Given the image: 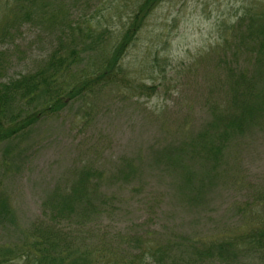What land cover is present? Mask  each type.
I'll list each match as a JSON object with an SVG mask.
<instances>
[{
  "label": "rangeland",
  "instance_id": "rangeland-1",
  "mask_svg": "<svg viewBox=\"0 0 264 264\" xmlns=\"http://www.w3.org/2000/svg\"><path fill=\"white\" fill-rule=\"evenodd\" d=\"M40 1L25 9L38 20L23 23L25 16L12 10L16 3L0 0L4 80L32 71L55 44L60 22L75 23L82 12L100 9V24L110 30L91 49L100 59L126 30L127 20L133 22L127 13L133 4L125 10L123 0ZM255 1L162 0L124 58L133 81L128 94L115 93L120 85L99 86V93L41 119L10 148L3 150V144L0 209L7 213L0 215V243L19 245V237H28L42 219L50 239L72 232L97 248L132 235L116 251L124 257L151 247L172 264H212L211 257L227 264H264V229L254 236L236 232L264 222V92L243 90L245 84L227 90L230 80L217 65L222 58L232 60L236 47L240 65L253 62L231 40L234 29L225 26L243 3ZM155 34L161 42L151 50ZM257 65L263 79L249 88L264 87V65ZM76 70L65 76L66 83ZM233 90L238 97L230 101ZM242 94L258 105L256 115L241 130H226L229 119L239 115ZM59 193L73 198L71 225L52 224L43 214L44 204ZM219 243L233 259L211 246ZM3 264L32 263L16 256Z\"/></svg>",
  "mask_w": 264,
  "mask_h": 264
},
{
  "label": "trees",
  "instance_id": "trees-1",
  "mask_svg": "<svg viewBox=\"0 0 264 264\" xmlns=\"http://www.w3.org/2000/svg\"><path fill=\"white\" fill-rule=\"evenodd\" d=\"M11 1L16 3L12 8L13 12H17L19 16H25L21 17L24 19L23 23H27L28 20L31 22L38 20L37 17H27L28 14L25 11L28 8L27 5L34 3L35 0ZM65 1H69V3L81 2L84 5V0ZM129 2L133 4V8L127 13L128 17L133 18V22L127 20L123 26L126 30L111 43L110 47L105 48L101 59L98 55H92L91 49L97 40L102 39L104 35L107 36L110 30L100 24L98 16L101 10L96 9L80 13L81 15L78 17L81 19L77 18L75 23L74 20H67L61 26L60 22L61 29L57 33L58 37L54 38L55 44L42 56L32 71L25 74L20 73L14 78L4 80L1 72L5 67L4 64H0V147L4 144L3 150L10 148L11 141H19L24 134L33 130L41 119L48 118L50 114H61L68 102H82L86 94L96 91L99 93L97 90L99 86L104 88L110 84L120 85L115 93L128 94L129 91L127 93L125 91L130 89V83L133 81L129 79V74L124 66V58L131 53V47L136 42V35L143 28L146 19L150 18L148 16L155 9L158 0H123L121 5L125 10L126 4ZM103 6L106 4L97 8ZM55 21H57L56 16ZM114 22L113 24H115ZM232 24L237 33L231 40L233 39L237 43L236 45L240 46V53L249 55L253 62L240 65L236 56L237 47L232 60L222 58L217 61L218 68L222 72H226L228 80H230L227 90H232L237 85L242 87L245 84L246 88L243 90L264 92V87L256 89L248 87L252 86L253 82L263 79L260 66L257 64L264 65V0L243 3L234 12ZM7 31H9V27L5 32ZM98 32H102V34L100 35ZM218 36L222 37V34ZM4 37V34H0V39ZM151 38H153V41L151 40L153 42L151 50H153V47L161 41H156L157 34L151 35ZM75 68L77 70L72 76V80L66 83L65 76ZM142 88L145 87L142 86ZM238 92L233 90L230 101H232V97H238L236 95ZM240 99L239 115H235L233 120L229 119L225 124L226 130H241L242 127L249 125L256 115L258 105L249 101L245 94H242ZM95 149L97 150V148ZM240 176L242 179L244 178L242 175ZM72 203L73 198L69 193L56 194L54 200L44 204L45 213L43 214L50 215L52 224L66 221L68 225H71L73 223L70 221L74 219L71 211ZM5 209H0L1 216L7 213ZM47 209L49 211L46 212ZM11 221L12 226L18 229V220L12 218ZM43 222L42 219L34 222L32 231L29 235L27 234L28 237H19L21 241L19 245L17 242L11 246L0 243L6 247L0 250V264L11 261L16 256L29 260L32 264H172L165 260L161 251L151 247L143 248L141 251L133 252L131 250L125 257L118 255L116 251L127 246L132 235H127L126 241L118 245L100 242L104 243L106 247L97 248L93 242L89 246L85 242H81L78 236L72 232H65L61 234V237L59 235L58 239L63 238L61 240L50 239ZM263 229L264 222L249 228L238 227L236 232L249 230L254 236V231ZM213 239L215 238L211 240ZM78 241L79 245H77ZM211 246L216 247L227 259H233L224 244L219 243ZM204 253L206 250H201V254ZM31 255H44L47 259L35 260ZM210 263L227 264L225 259H215V257H211ZM191 264L198 263L194 261Z\"/></svg>",
  "mask_w": 264,
  "mask_h": 264
}]
</instances>
